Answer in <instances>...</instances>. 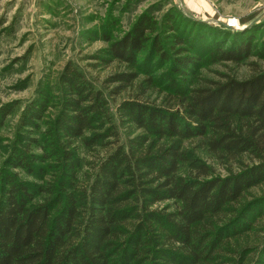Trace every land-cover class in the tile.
Returning a JSON list of instances; mask_svg holds the SVG:
<instances>
[{
  "label": "trees",
  "instance_id": "16d2710c",
  "mask_svg": "<svg viewBox=\"0 0 264 264\" xmlns=\"http://www.w3.org/2000/svg\"><path fill=\"white\" fill-rule=\"evenodd\" d=\"M174 25L166 24V33H174L167 38H176L179 46L188 43ZM154 29L149 19H142L111 53L136 67L149 42L146 35H155ZM159 42L157 36L152 43L156 54L162 52ZM226 43L212 47L213 61L239 62L250 55L249 45L234 52L223 50ZM194 63L186 56L175 59L173 68L184 75ZM136 78L115 76L125 84ZM65 79L69 97L52 131L70 142L83 139L96 123L109 122L110 114L103 94L75 71L67 69ZM186 103L183 116L124 105L126 116L145 135L103 159L82 191L56 193L50 186L37 191L17 174L5 172L0 179V264H264V243L253 252L229 244L264 217V198L243 202L249 190L264 184V73L193 90ZM45 112L44 104H31L23 123L39 130ZM239 124H246V131ZM196 137H207L214 151L232 158L248 154L259 163L215 176L183 149L182 142ZM152 138L166 142L152 152ZM31 141L23 150L14 149L8 165L35 175L42 170L35 163L47 159L31 153L39 145ZM72 157L63 152L65 160ZM185 167L188 174H182ZM42 194L53 198L39 202Z\"/></svg>",
  "mask_w": 264,
  "mask_h": 264
},
{
  "label": "rangeland",
  "instance_id": "374dc122",
  "mask_svg": "<svg viewBox=\"0 0 264 264\" xmlns=\"http://www.w3.org/2000/svg\"><path fill=\"white\" fill-rule=\"evenodd\" d=\"M144 18L156 32L146 35L149 42L133 68L111 53L112 46ZM166 24H175V33L188 43L179 46L176 38L168 39L166 35L174 33H166ZM157 36L162 46L160 54L152 46ZM225 43L223 50L234 52H239L243 44L249 45L250 55L239 62L213 61L209 57L212 47ZM193 50L199 54L194 55ZM186 56L195 63L180 75L174 71L173 62ZM67 69L103 94L110 114L109 122L96 123L97 127L87 131L83 139L70 142L52 131L69 97ZM261 73L264 0H0V121L5 118L0 126V179L8 171L37 186V191L47 186L56 193L82 191L103 159L130 139L145 135L126 116L124 105L158 108L183 116L193 90L229 80L243 82ZM129 74L137 77L131 84L115 79ZM36 102L46 109L39 130L23 123L27 108ZM239 126L246 131V124ZM112 132L117 135H110ZM31 139L39 142L31 153L47 159L35 163V168L42 169L35 175L8 165L14 149L23 150ZM165 142L152 138L148 146L155 152ZM182 146L192 159L221 178L259 163L248 154L232 158L214 151L207 137L184 141ZM65 151L73 156L72 160L63 158ZM73 164L75 171L71 172ZM189 172V167L182 170V174ZM43 194L39 202L53 198ZM261 198L264 184L249 190L243 202ZM262 243L264 217L256 221L251 232L229 242L234 249L246 252H253Z\"/></svg>",
  "mask_w": 264,
  "mask_h": 264
}]
</instances>
